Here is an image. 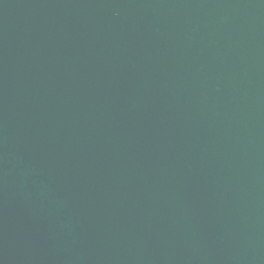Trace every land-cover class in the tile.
Segmentation results:
<instances>
[{
  "label": "water",
  "instance_id": "1",
  "mask_svg": "<svg viewBox=\"0 0 264 264\" xmlns=\"http://www.w3.org/2000/svg\"><path fill=\"white\" fill-rule=\"evenodd\" d=\"M0 264H264V0H0Z\"/></svg>",
  "mask_w": 264,
  "mask_h": 264
}]
</instances>
